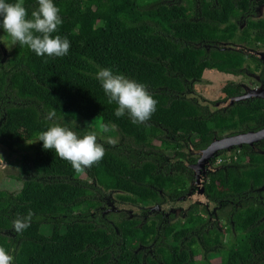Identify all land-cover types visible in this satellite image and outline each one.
<instances>
[{
  "label": "trees",
  "instance_id": "16d2710c",
  "mask_svg": "<svg viewBox=\"0 0 264 264\" xmlns=\"http://www.w3.org/2000/svg\"><path fill=\"white\" fill-rule=\"evenodd\" d=\"M160 1L54 0L63 22L52 35L70 41L66 56L38 57L16 44L9 53L3 48V60L0 49V148L29 152L22 155L15 177L20 190L0 191V248L11 257L10 264H158L144 259L140 250L152 242L160 264H194L198 244L206 255H220L215 257L220 264H264V202L258 198L264 190L257 192L264 189V153L248 146L234 148L228 162L223 156L204 184V195L219 203V213L230 208L222 214V233L210 230L196 207L171 224L158 214L156 221L144 222L122 213L113 221L92 215L104 194H119L118 200L133 206L160 205L162 197L177 201L192 179L190 150L206 149L215 137L264 128V101L211 110L192 88L205 71L232 76L247 71L264 84V65L256 57L216 45L234 35L229 20L236 4L219 0L209 9L200 0L209 10L202 9L204 20H193L183 0L151 6ZM24 7L30 15L36 0H24ZM258 29L254 43L264 41V31ZM102 68L146 86L157 102L149 120L133 123L114 115L116 105L107 103L96 78ZM221 91L223 101L242 94L235 83ZM71 118L118 139L97 138L104 157L83 172L36 142L53 124L87 134L71 127ZM105 124L108 132H103ZM17 221L28 226L18 230ZM233 233L225 245L224 238Z\"/></svg>",
  "mask_w": 264,
  "mask_h": 264
},
{
  "label": "clouds",
  "instance_id": "9594fccd",
  "mask_svg": "<svg viewBox=\"0 0 264 264\" xmlns=\"http://www.w3.org/2000/svg\"><path fill=\"white\" fill-rule=\"evenodd\" d=\"M59 12L54 0H36V7L30 15L24 7V0H0V31L11 37L13 45L27 47L38 57H64L69 52L70 41L66 37L52 35L63 22ZM96 78L107 103H115L114 115L117 118L127 116L133 123H143L155 112L157 102L143 83L122 73H114L111 68L100 69ZM48 115L51 118L55 113ZM102 127L103 132L110 130L107 124ZM111 127L115 128V125ZM36 142H41L43 150L54 151L76 172L91 168L105 154L104 146L97 142L96 132L78 135L59 124H53L40 132ZM27 226L26 222H16L18 230ZM10 261L11 257L0 248V264H10Z\"/></svg>",
  "mask_w": 264,
  "mask_h": 264
},
{
  "label": "flooded vegetation",
  "instance_id": "af4514ba",
  "mask_svg": "<svg viewBox=\"0 0 264 264\" xmlns=\"http://www.w3.org/2000/svg\"><path fill=\"white\" fill-rule=\"evenodd\" d=\"M183 5L184 7L188 8L189 10V14H190V18L193 20H204V17L201 14V11L203 8L206 7L205 10H209V9H213L215 6L219 5V0H204V5H206L205 3L209 4L210 7L209 9H207V6H203L200 5V0H183ZM234 2V4H236V13L233 17L230 18L229 22L235 27L234 28V35L231 39L226 38L225 41H216V45H219L221 48L224 49H229L231 51L234 52H239L245 56H247V52H244V48L245 45H252L255 49L259 50V51H264V41L263 42H259V43H254L253 42V33L258 32L259 29L258 27H261L260 31H264V17L261 18V13L264 11V0H232ZM159 3H169V1H163L161 0L160 2L156 3V2H152V7H154L155 5L159 4ZM263 25V26H262ZM224 28L226 27H230V25H224ZM250 37V38H249ZM241 77H256L258 83H261L259 80V77L251 74L247 71H244L242 75H239ZM202 80V78H201ZM200 80V81H201ZM199 81V82H200ZM224 98H226L224 96ZM213 107H216V103L212 105ZM264 142V141H262ZM260 142L258 145L259 149L262 151V149L260 148L261 143ZM264 152V150L262 151ZM191 158L195 159L194 164L197 162V157H192ZM184 165H186L187 167H189L190 165H187V163ZM207 178L205 179L204 184L207 182ZM186 190L187 192L185 193V195L183 197H181L180 199H178L175 202L170 201L169 199L162 197L163 200L161 202L160 205H157L156 208L154 210H152V208H146L145 206H133L135 208V210H137L136 213L132 214L129 212V214H125L124 210L118 211L116 210V207L114 206V204L109 201L108 197H105L106 194L103 195L102 198H98L97 200L101 203V206H99L98 209H96L92 215H100L101 219L103 220H108L105 217V213H115L117 212V214H124L125 216H134L136 218H138L141 221H147V220H154V216H156L157 214L160 215V217L163 218V221L171 224L176 222L177 220L174 219V205L176 203H180V202H186L187 205V210L196 207L198 210L200 209V207L196 204H193L192 202V197L195 195V192L198 191V186L196 185V178L194 176V173L192 171V179L187 182L186 185ZM264 189H258L257 192L258 193H262ZM258 198L261 200V203L264 202V197H259ZM120 201V200H119ZM122 205L127 204L125 202L120 201ZM232 203V202H229ZM129 205V204H128ZM228 205V204H227ZM201 211L200 215L203 216L206 220H207V227L211 230V229H216L218 232L222 233L223 229H225V221L224 218H222V214H224L226 211H228L230 208L227 206L225 207L223 213H219V203H213L208 201V204L206 207H201ZM166 209V210H164ZM107 213V214H108ZM172 214L173 218L170 219L169 215ZM221 215V219H218V216ZM185 216V215H184ZM182 216V218L184 217ZM223 225V228H221V225ZM261 225H264V219L261 220ZM229 240V239H228ZM228 242L225 243V245H227ZM194 254H193V261L194 264H198L197 261L194 260L195 256L197 255H201L203 257V259H205V257H210V255H206L205 254V248L203 245L198 244L197 247H194ZM140 250L143 252V257L144 259L147 257H150L153 261L157 262L158 264H160L155 256V243L152 242L150 243V245L147 246H140ZM214 259H216L214 257ZM220 264V263H219Z\"/></svg>",
  "mask_w": 264,
  "mask_h": 264
},
{
  "label": "rangeland",
  "instance_id": "374dc122",
  "mask_svg": "<svg viewBox=\"0 0 264 264\" xmlns=\"http://www.w3.org/2000/svg\"><path fill=\"white\" fill-rule=\"evenodd\" d=\"M260 15H261V18H263L264 11ZM0 43H1L0 45L1 50L4 48L9 53L13 49L12 39L4 31H0ZM252 45H249V46L245 45V48L264 53V51L262 50L259 51L255 49ZM227 83H235V84L240 85V87L246 86L250 89L256 88L259 85L256 77L232 76V75H228L224 73H219L217 71H205L202 76V80L197 83L195 82L192 88L197 98L199 100H203L204 102L202 103L209 105L212 110L213 109V107L211 106L212 103L215 104V103L223 101L224 94L222 93L221 90H222V87ZM67 122L71 127L77 129V132H80V133L85 132V131H87V133L96 132L97 138L102 139L103 141H108L112 143L118 142L116 135L110 132H109V135L102 134V131H100L99 127L96 126L95 124H91L81 119L74 120L72 118L67 120ZM255 147L258 151H261L257 144ZM183 152L188 154L186 150H183ZM28 153H29L28 151L23 150V151H17L13 154V153H9L3 148H0V191H6L9 193H17L20 190V187H21L20 182L16 181L15 177L19 171V167H20L19 162H20L22 155H26ZM167 155L171 157L172 153H167ZM218 155L220 156L215 158L212 161V163H210L211 168L219 167L220 164L216 165L215 163L218 159H222L223 156L226 157L227 162L229 161V156L226 155L225 152H218ZM82 179H85V178H82ZM118 195L119 194L111 193V194H106L105 197H108L109 201H111L114 204V206L116 207V210L118 211L124 210L125 211L124 213L127 215L129 214V212L132 214L137 212V210H135V208L132 205H128V204L122 205L121 202L118 200ZM201 200H202L201 198L199 200V196L196 191L195 195L192 197L193 204H198L197 202ZM187 205L188 204L186 202H180L174 205L173 215H174L175 220L182 221L183 219L182 216H184L185 212L187 211ZM156 206L157 205L155 204V202L145 205L146 208H152V210H154ZM198 206L200 207L199 209L200 211L202 209L201 207H204L202 206V204H198ZM107 213H105L106 218H109L112 221L116 220L115 216L118 215L117 212L115 213L109 212L108 214ZM221 228H223V225H221ZM48 229L50 230V228ZM47 233L48 232H46V234ZM233 234L232 235L228 234L227 237L224 238V244L226 242H229L230 239H233V237H235V234L234 235ZM224 244H223V249L220 252H223V250H225ZM218 256L220 255H216L215 257H218ZM194 260L197 261L198 264H219L220 263V259L218 258L214 259L212 256L205 257V259H203L201 255H197L195 256Z\"/></svg>",
  "mask_w": 264,
  "mask_h": 264
},
{
  "label": "water",
  "instance_id": "95a60500",
  "mask_svg": "<svg viewBox=\"0 0 264 264\" xmlns=\"http://www.w3.org/2000/svg\"><path fill=\"white\" fill-rule=\"evenodd\" d=\"M244 52H247L248 55L256 57L262 65H264V53L244 48ZM3 60L7 57L6 51L2 49ZM257 76V75H256ZM256 88H248L242 86V94L240 96L232 97L227 100L216 103L217 109H227L233 106L236 103L244 102L251 99H259L264 101V84L258 83ZM264 141V128L254 132L249 131L246 133H240L235 135H227L220 138H213L212 142L208 147L201 151L190 150L193 157H197V162L194 165L190 166V169L193 171L196 178V185L198 186L197 194L202 199L198 201V204L206 207L208 204V199L204 195V182L208 174L215 173L219 167L211 168L210 163L217 158L218 152H225L226 155H230L231 151L234 148H241L242 146H248L252 148L255 153L263 154L264 152L258 151L256 149V144ZM196 204V205H198Z\"/></svg>",
  "mask_w": 264,
  "mask_h": 264
},
{
  "label": "built area",
  "instance_id": "2783aa9c",
  "mask_svg": "<svg viewBox=\"0 0 264 264\" xmlns=\"http://www.w3.org/2000/svg\"><path fill=\"white\" fill-rule=\"evenodd\" d=\"M221 162H222V159H218L215 164L219 165V164H221Z\"/></svg>",
  "mask_w": 264,
  "mask_h": 264
}]
</instances>
